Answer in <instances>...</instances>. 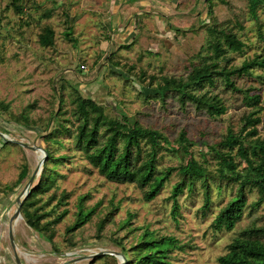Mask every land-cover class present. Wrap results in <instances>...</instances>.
Here are the masks:
<instances>
[{
    "label": "rangeland",
    "instance_id": "obj_1",
    "mask_svg": "<svg viewBox=\"0 0 264 264\" xmlns=\"http://www.w3.org/2000/svg\"><path fill=\"white\" fill-rule=\"evenodd\" d=\"M10 1L0 0V188L13 184L25 163L28 177L13 191L0 192V264H125L115 240L128 248L146 230L172 235L184 245L170 253V264H216L239 231L250 224L264 226L263 202L248 208L230 231L211 227L218 210L235 195L230 181L210 180L209 209L202 206L200 189L184 190L177 198L180 215L174 218L171 194L180 178L176 170L157 195L145 201L135 184L108 181L75 146L81 96L100 105L108 118L126 117L128 122L138 120L142 126L159 130L173 146L184 130L192 143L190 154L213 173L217 164L207 145L229 128L243 135L250 129H243L244 116L253 108L243 103L242 93L225 88L220 80L201 89L197 93L215 94L226 105L224 114L208 116L189 107L181 109L175 98H166L164 106L158 99L145 101L140 91L154 92L148 87L153 77L152 83L164 75L185 77L197 63V54L211 55L215 35L209 29L214 27L231 31L244 44L241 52L228 53L229 66L238 68L245 60L264 55L259 37L264 35V5L254 19L247 0H132L137 3L127 1L124 7L122 0H24L23 13L8 6ZM44 27L54 31L51 45L39 40ZM233 78L238 87L252 88L250 93L261 96L260 110L254 116L261 119L256 136L262 138L264 70L253 69L251 76ZM60 125L68 132L55 133L59 142L49 146L54 156L63 159L49 165L56 180L47 193L38 195L37 203L54 215L68 210L55 229L60 252L30 229L22 215L12 221V246L9 231L16 198L42 156L31 147L43 148L42 137L52 135ZM103 132L101 128L99 133ZM170 144L158 151L157 171L178 168L189 158L169 151ZM236 161L239 169L245 165L238 157ZM257 197L255 189L249 191L248 203ZM81 198L84 208L96 209L73 234L76 244L70 247L64 241L66 228L74 222ZM109 212L98 231L96 223ZM126 220L130 224L122 227Z\"/></svg>",
    "mask_w": 264,
    "mask_h": 264
},
{
    "label": "trees",
    "instance_id": "obj_2",
    "mask_svg": "<svg viewBox=\"0 0 264 264\" xmlns=\"http://www.w3.org/2000/svg\"><path fill=\"white\" fill-rule=\"evenodd\" d=\"M24 0H11L10 7L16 12L23 13L25 8ZM264 5V0H247L249 14L256 19L258 9ZM215 35L210 43L211 55L197 54V63H193L190 71L183 76H160L156 83L151 78L150 87L154 92L146 94L140 91L145 101L158 99L165 105L166 98H175L181 105V109L188 107L196 114L205 113L208 116H220L226 112V105L215 94L200 92L206 86L213 87L217 80L222 81L225 88L242 93V101L247 107L253 108L244 116L243 129L250 128L244 135L235 133L231 128L227 133L207 148L216 160L217 167L212 173L205 166L200 164L189 152L192 144L187 138L184 130H181L175 140L176 146L170 144L166 136L159 130L142 126L138 120L133 123L128 119L115 120L103 115L100 105L91 98H82L78 101L76 116L80 123L77 126L75 146L85 154L90 164L95 167L99 174L108 181L121 184H135L143 192V199H153L169 178L173 170L180 175L179 180L174 184L171 198L173 199L172 215L175 218L180 215L177 201L184 190L189 193L200 189L203 195L202 206L204 209L210 207V180H226L235 185V195L222 206L216 213L211 227L214 230L230 231L235 228L243 217L245 211L264 202V136H256V125L261 121L255 117L256 111L260 110L259 103L261 96L258 93H250L252 88L244 90L236 85L233 77L251 76L253 69L264 70V55L245 60L241 66H229L228 53L241 52L244 44L234 33L220 28L209 29ZM54 31L50 27H44L39 36L43 45L53 43ZM264 44V35L259 34ZM155 84V86H153ZM64 87L63 84H61ZM104 128L103 134L99 130ZM68 132L64 125L55 128V133ZM52 135L42 137L43 149L46 152L41 173L37 183L32 185L28 194L20 206V213L26 225L37 232L50 244L54 252H60L58 244L54 241L56 226L67 214V209L53 214V210L46 211L41 205H37L38 195L47 193L55 183L56 177L52 173V167L59 160L60 156H54L49 143H58V138ZM253 136H256L253 138ZM105 137L103 140L102 138ZM169 151L181 152L189 155L185 164L178 168H166L157 171L158 151L169 146ZM244 166L239 169L240 162ZM28 177L27 164H23L17 179L11 185L0 188V192L13 191L18 184ZM253 189L257 192V199L248 203L247 193ZM5 191V192H4ZM54 197V196H53ZM81 198L77 203L76 218L66 228L65 242L68 246L76 244L73 234L78 233L82 226L89 222L96 207L84 208ZM109 214L96 223L97 230L104 227ZM128 220L122 223L126 227ZM77 231V232H76ZM99 236V235H97ZM116 239L120 245L121 254L124 256L125 264H170V253L175 249H184L177 239L172 235H157L148 230L139 234L135 243L126 248L121 240ZM216 264H264V226L250 224L239 231L232 241L227 245L224 254L219 255Z\"/></svg>",
    "mask_w": 264,
    "mask_h": 264
},
{
    "label": "water",
    "instance_id": "obj_3",
    "mask_svg": "<svg viewBox=\"0 0 264 264\" xmlns=\"http://www.w3.org/2000/svg\"><path fill=\"white\" fill-rule=\"evenodd\" d=\"M1 136H2V134H1ZM23 146H28V145L23 144ZM31 148L41 150L43 152V156H42V158H41V160H40L37 168L33 171V173L31 174V176L29 177L27 183L25 184L24 188L20 192L19 196L16 198V204H17V206H16V209H15V211L13 213V216H12V218L10 220V227L11 228H10V231H9V238H10V241H11L12 246H14V241H13V236H12V230H11L12 229V226H11L12 225V221H14L17 217H21V214H20V206H21V203H22L23 199L26 197V195L28 194V192H29V190H30V188H31V186L33 184V181H34L35 177L38 174H40V171H41V168H42V164H43V162H44V160L46 158V152H45V150L43 148L37 147V146H32ZM120 258H123V256L120 255ZM124 262H125V259H124Z\"/></svg>",
    "mask_w": 264,
    "mask_h": 264
},
{
    "label": "crops",
    "instance_id": "obj_4",
    "mask_svg": "<svg viewBox=\"0 0 264 264\" xmlns=\"http://www.w3.org/2000/svg\"><path fill=\"white\" fill-rule=\"evenodd\" d=\"M123 2H125V4H123V6L122 7H124V5H127L128 3H130V2H132V3H130L131 5H134V3H137L136 1L135 2H133L132 0L130 1V0H122ZM128 1V3H126Z\"/></svg>",
    "mask_w": 264,
    "mask_h": 264
},
{
    "label": "bare ground",
    "instance_id": "obj_5",
    "mask_svg": "<svg viewBox=\"0 0 264 264\" xmlns=\"http://www.w3.org/2000/svg\"><path fill=\"white\" fill-rule=\"evenodd\" d=\"M38 151H40L41 153H42V156H43V152L41 151V150H39V149H37ZM37 154H38V152H37ZM38 155H40V154H38ZM42 156H41V158H42ZM39 175V174H38ZM17 219V218H16ZM15 219V220H16ZM21 219V217H18V220H20ZM15 222V221H14Z\"/></svg>",
    "mask_w": 264,
    "mask_h": 264
}]
</instances>
